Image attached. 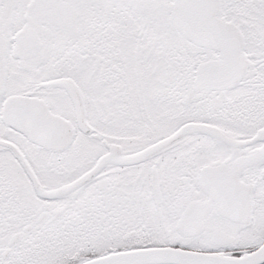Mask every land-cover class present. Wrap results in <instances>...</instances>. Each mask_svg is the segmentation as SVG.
I'll return each instance as SVG.
<instances>
[{
    "label": "snow or ice",
    "instance_id": "1",
    "mask_svg": "<svg viewBox=\"0 0 264 264\" xmlns=\"http://www.w3.org/2000/svg\"><path fill=\"white\" fill-rule=\"evenodd\" d=\"M0 264H264V0H0Z\"/></svg>",
    "mask_w": 264,
    "mask_h": 264
}]
</instances>
